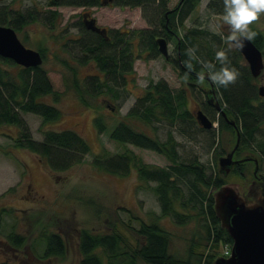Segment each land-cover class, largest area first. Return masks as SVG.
I'll list each match as a JSON object with an SVG mask.
<instances>
[{
    "label": "trees",
    "instance_id": "trees-1",
    "mask_svg": "<svg viewBox=\"0 0 264 264\" xmlns=\"http://www.w3.org/2000/svg\"><path fill=\"white\" fill-rule=\"evenodd\" d=\"M200 1L179 0L174 7L169 8V0H108V4L119 7L140 6L149 26L131 31L108 28L105 35L87 28L82 18L75 21L72 25L78 28L76 35L62 40L64 47L77 48L74 55L70 58L61 57L56 53L57 60L67 66L69 71V74L65 73L63 76L64 82L68 88L76 91L84 105L94 107L96 111L94 122L98 131L107 132L109 122L100 108L101 105L89 104L90 99L97 98L104 92H112L110 96L118 98L119 91L127 90L130 75L134 78L136 74L134 39H137L142 50L148 51L149 56L155 58L161 54L157 38L159 36H165L168 40L175 38L176 56L172 61L178 70L182 85H188L192 89L198 86L204 96L209 85L215 89L216 102L204 101L205 105L203 107L202 104L201 108L213 121H218V130L222 132L230 130L234 140L237 138L236 128L239 129L240 144L234 156L236 158L249 156L252 153L245 151L257 150V154L254 155L258 157L261 169V162H264V138L259 139L257 133L264 123V96L258 92V76L252 74L240 49L225 42L221 34L211 33L197 25L180 33V29L184 27L185 21ZM49 2L54 6L103 5V0H50ZM207 8L212 13L222 14L223 0H209ZM48 12L46 23L51 29H55L62 19L61 13L57 9ZM32 20H37L34 11L24 12L11 6L10 9L0 6V24L11 25L18 30ZM251 31L256 33L252 40L263 49L264 31L256 26H252ZM67 34H60V37L64 38ZM224 34L228 36L229 32L224 31ZM39 43L41 44L38 49L45 61L48 58L47 50L42 46V42ZM189 48L196 49V55L201 61L212 63H216V52L224 51L227 64L238 73L235 83L219 90L207 76L201 83L198 73L205 71L202 65L191 61L193 69L189 71L185 67V62L189 60L186 50ZM44 61L40 65L26 67L0 55V126L17 125L19 135L15 138V145L28 148L45 157L51 169L64 170L80 162L84 155L91 151L88 141L73 129H44L43 138L36 139L23 117L25 112L36 113L43 118V123H46L60 119L62 116V111L57 105L44 100L49 95L54 96L56 100L62 95V92L54 90ZM82 65H92L98 72L84 71ZM219 67L220 65L217 64V68ZM217 104L221 105L226 115L223 111H219ZM154 119L164 120L170 125L175 124L179 119L197 121L194 112L188 107L186 89L180 87L174 90L166 79L151 80L144 93L137 97L135 104L126 114L111 125L108 133L117 141L163 153L171 160V164L166 167L146 164L129 152L118 153L110 158L106 156V159L99 158L97 154L93 163L98 167H106L107 170L126 175L129 173L132 160L140 180L157 182L154 189L161 206L159 216H171L179 223L185 222L192 215L199 219L202 217L207 219L204 227L207 231L205 234L207 242L204 248L198 249V242L193 236L184 254L174 253L171 251L172 232L164 227L158 218L152 221L142 219L140 226L135 230L143 240L137 239L134 243L116 230L101 233L83 228L80 231L81 264H105L104 259L107 264H214L223 256L222 245L232 243L231 235L221 225L220 218L216 214L213 194L221 185L232 182L231 176L245 179L249 164L252 165L251 174L254 177L255 163L252 160L237 163L228 175H224L218 167L217 156L220 150L214 148L216 170L214 174H208L206 165L197 158L190 161L180 160L178 142L172 131H168L165 139H160L155 135L156 133L152 134L146 130L148 127H153ZM231 120H234L235 124H232ZM215 130L214 127L213 134ZM252 143L255 144L256 149L251 147ZM260 173L264 176L263 172ZM183 184L188 189L187 197ZM13 188H8L2 196ZM190 204L194 214L189 212ZM13 210L7 207L0 209V230L4 213ZM8 238L17 247L27 242V236L16 229L9 232ZM46 240L45 255L64 254L66 241L60 233L51 231L47 234ZM0 264L6 263L0 262Z\"/></svg>",
    "mask_w": 264,
    "mask_h": 264
},
{
    "label": "rangeland",
    "instance_id": "rangeland-1",
    "mask_svg": "<svg viewBox=\"0 0 264 264\" xmlns=\"http://www.w3.org/2000/svg\"><path fill=\"white\" fill-rule=\"evenodd\" d=\"M49 1L0 0V6H5V8L10 9L11 6L24 12L34 11L37 20H32L29 24H24L23 27L15 30L28 47L39 50V44H41L39 42H42L48 56L44 61V66L49 70L48 76L54 90L62 92L57 100L52 95L43 98L61 109L60 119L43 123V118L32 112L23 113V117L34 138L41 140L44 129H73L88 141L91 151L86 153L80 162H76L69 168L53 170L45 157L14 144L15 138L19 135L17 125L0 126V209L2 207L14 209L10 213H4L2 218L0 262L6 264H81L80 231L83 228L101 233L116 230L134 243L137 239L138 241L143 240L135 230L140 226L141 220L152 221L157 218L172 232V252L184 254L193 236L198 242V249L202 250L207 242L205 235L207 231L204 228L206 218L199 219L192 215L185 222L179 223L171 216H159L161 206L154 189L157 182L140 180L132 160L129 173L126 175L107 170L106 167H98L93 163L97 154L99 158L106 159V156L110 158L118 153L129 152L146 164L161 167L171 164V160L163 153L132 143L117 141L110 137L108 131L111 125L135 104L137 97L144 93L151 80L166 79L174 90L184 87L188 95V107L194 113L200 107L197 103L203 104L204 107L205 96L202 92L200 93L199 87L192 89L188 85H182L178 70L172 61L176 56V42L169 41V58L163 54L154 58L149 56L148 51L142 50L137 39H134L136 74L134 78L130 75L127 90L119 91L118 98L110 96L112 92H104L97 98L90 99L89 104L101 105L100 108L109 122V130L99 132L94 122L96 115L94 107L84 105L76 91L66 86L63 76L65 73L69 74V71L67 66L57 60L56 53L61 57L72 58L71 55H74L77 48L64 47L62 40L76 35L78 28L72 23L79 20L85 11L92 13L99 26L109 29L121 28L124 31H131L148 27L149 23L140 6L119 7L110 3L91 7L54 6ZM178 1L169 0V8L174 7ZM208 1L199 2L185 21L184 27L180 29V33L197 25L211 33L221 34L223 40L227 42L228 36L224 34V31L229 32V30L220 19L222 14L212 13L207 8ZM51 9H57L62 16L55 29H51L46 23L48 21L46 16ZM252 26L264 31V14L249 26L250 30ZM64 33L68 34L61 38L60 34L64 35ZM262 50L264 55V47ZM83 69L87 72H98L92 65H85ZM257 78L258 84L264 85V69ZM152 125L153 127H148L146 130L152 134L156 133L155 135H158L160 139H165L168 131H172L178 142L180 160L190 161L197 158L206 165L208 174H214L216 170L214 148L220 150L217 156L219 160L221 155L233 148L236 141L230 130H223V132L218 130L217 120L214 126L215 134H213L214 127H201L197 121L192 119H179L173 125L164 120L154 119ZM261 126L262 128L257 133L259 139L264 138V123ZM251 147L256 149L253 143ZM256 151L247 150L245 152L254 155V153L257 154ZM258 169H260V163ZM252 170V165L249 164L245 179L238 176L230 177V181L237 184L241 194L247 192L255 178V175L253 177L251 174ZM260 171L264 173V162H261ZM260 171L258 170V175H261ZM10 187L14 188L2 196ZM183 188L187 197L188 189L185 184ZM259 188L257 185L255 190L258 191ZM189 212L194 214L191 204ZM12 229L25 234L27 242L20 247L14 246L8 238ZM51 231L60 233L66 241L64 254L45 255L46 236ZM227 245L226 243L222 245L223 252ZM208 249L209 246L206 252ZM104 263L107 264L105 259Z\"/></svg>",
    "mask_w": 264,
    "mask_h": 264
},
{
    "label": "water",
    "instance_id": "water-1",
    "mask_svg": "<svg viewBox=\"0 0 264 264\" xmlns=\"http://www.w3.org/2000/svg\"><path fill=\"white\" fill-rule=\"evenodd\" d=\"M108 0H103L107 3ZM84 23L87 28L107 35V28L98 25L94 16L89 12L83 14ZM160 52L168 57V41L164 36L157 38ZM246 58L250 70L254 76H259L264 69V55L253 40L248 41L241 38L234 42ZM242 45V46H241ZM0 55L13 59L23 66H37L43 63L42 53L34 48L26 46L19 38L15 28L11 25L0 24ZM258 92L264 96V85L260 84ZM219 111H225L217 104ZM195 116L204 128L214 127L213 120L202 109L195 111ZM235 124L234 120H231ZM237 138L233 148L219 157V171L228 175L235 164L245 160L255 162V178L246 193L241 194L237 184L225 183L214 191V207L220 218L221 225L227 229L232 237L231 253L221 256L214 264H264V177L258 175L259 159L251 154L235 158L234 153L240 144V131L236 128ZM260 177V180H259ZM259 190H255L256 186Z\"/></svg>",
    "mask_w": 264,
    "mask_h": 264
},
{
    "label": "clouds",
    "instance_id": "clouds-1",
    "mask_svg": "<svg viewBox=\"0 0 264 264\" xmlns=\"http://www.w3.org/2000/svg\"><path fill=\"white\" fill-rule=\"evenodd\" d=\"M223 4L224 8L220 19L229 30L227 42L231 44L238 42L241 38L251 41L256 33L251 31L249 26L264 14V0H223ZM186 54L189 57V60L185 62L187 70L193 69L191 61L200 63L205 70L198 73V79L201 83L204 82L205 76L215 85L217 90L226 89L230 84L235 83L238 73L227 64L224 51L216 52V63L201 61L196 55L195 48L187 49ZM217 64L220 65L219 68H217Z\"/></svg>",
    "mask_w": 264,
    "mask_h": 264
},
{
    "label": "flooded vegetation",
    "instance_id": "flooded-vegetation-1",
    "mask_svg": "<svg viewBox=\"0 0 264 264\" xmlns=\"http://www.w3.org/2000/svg\"><path fill=\"white\" fill-rule=\"evenodd\" d=\"M86 12V11H85ZM85 12H83L82 13V19H83V14L85 13ZM90 13V16H93L92 15V13L91 12H89ZM83 22H84V19H83ZM98 23V22H97ZM85 24V23H84ZM86 26V25H85ZM108 28V27H107ZM165 37V36H164ZM166 38V37H165ZM167 39V38H166ZM170 40H175V38H171ZM170 40H168L167 39V41H168V47H169V41ZM169 56H170V53H169ZM169 56H168V58H169ZM206 93H205V101L206 102H209V103H213V102H216V92H215V89L211 86V85H209L208 87H207V89H206V91H205ZM197 104H200V105H198V106H200V107H202L201 106V103H197Z\"/></svg>",
    "mask_w": 264,
    "mask_h": 264
},
{
    "label": "built area",
    "instance_id": "built-area-1",
    "mask_svg": "<svg viewBox=\"0 0 264 264\" xmlns=\"http://www.w3.org/2000/svg\"><path fill=\"white\" fill-rule=\"evenodd\" d=\"M225 253L229 254L230 253V246L227 245L226 248H225Z\"/></svg>",
    "mask_w": 264,
    "mask_h": 264
}]
</instances>
